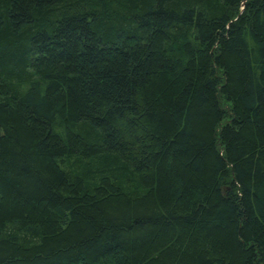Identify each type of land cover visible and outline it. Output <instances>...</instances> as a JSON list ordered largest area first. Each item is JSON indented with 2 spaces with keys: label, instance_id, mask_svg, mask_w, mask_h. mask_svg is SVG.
I'll return each mask as SVG.
<instances>
[{
  "label": "trees",
  "instance_id": "1",
  "mask_svg": "<svg viewBox=\"0 0 264 264\" xmlns=\"http://www.w3.org/2000/svg\"><path fill=\"white\" fill-rule=\"evenodd\" d=\"M0 264H264V0H0Z\"/></svg>",
  "mask_w": 264,
  "mask_h": 264
},
{
  "label": "rangeland",
  "instance_id": "2",
  "mask_svg": "<svg viewBox=\"0 0 264 264\" xmlns=\"http://www.w3.org/2000/svg\"><path fill=\"white\" fill-rule=\"evenodd\" d=\"M63 165L67 168H74V167H76L75 166V164L71 161V160H67V161H65L64 163H63ZM77 165V164H76Z\"/></svg>",
  "mask_w": 264,
  "mask_h": 264
}]
</instances>
